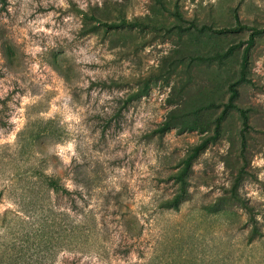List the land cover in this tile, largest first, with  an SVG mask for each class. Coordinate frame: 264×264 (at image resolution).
Here are the masks:
<instances>
[{"label": "rangeland", "instance_id": "rangeland-1", "mask_svg": "<svg viewBox=\"0 0 264 264\" xmlns=\"http://www.w3.org/2000/svg\"><path fill=\"white\" fill-rule=\"evenodd\" d=\"M108 3L143 24L84 33L75 9ZM237 18L264 27V0H0V264H264V236L247 242L246 210L218 199L246 164L239 192L264 232V32L234 99L249 126L230 108L192 166L190 196L160 204L177 190L169 174L215 133L223 106L191 112L184 130L155 129L184 101H229L252 31L188 27ZM241 41L222 62L185 52L212 55ZM48 176L70 197L85 195L89 220L80 224Z\"/></svg>", "mask_w": 264, "mask_h": 264}, {"label": "trees", "instance_id": "trees-1", "mask_svg": "<svg viewBox=\"0 0 264 264\" xmlns=\"http://www.w3.org/2000/svg\"><path fill=\"white\" fill-rule=\"evenodd\" d=\"M80 15H82L83 19L86 21V25L84 28V33L92 32L98 30L101 26H105L107 28L117 29L119 27L125 25L131 26H138L143 24V21L139 18L135 19H128L123 13V7L119 3H108L104 6H94L91 7L89 10L76 8L75 9ZM91 20H94L92 23ZM195 27L199 30L208 29L217 34H225V33H237L245 28H251L250 37L247 39V45L243 49V56L241 61V69L240 75L236 79H231L228 83L230 93V99L228 102L225 103H216L214 101L209 103H203L194 109H189L185 101L179 105H176L169 109L167 112L166 118L161 122V124L155 129L156 132L160 134H164L167 131L178 128L179 130H184L185 126L190 122L195 123V119L189 118L191 112L198 113L199 111L210 108V107H219L223 106L220 114L216 118L215 123V133L211 136L206 137L203 141L198 144H194L191 146L190 151L187 155L182 158L181 160V169L178 171L172 172L169 174V179H173L177 183V190L171 196L161 201V206L163 207H177L180 203L187 199L190 196V185L191 181L189 179V174L192 170V166L195 160L200 156V154L204 151L207 147L209 141L217 139L221 135L222 129V121L225 118L228 110L230 108H238L240 113L243 117V123L245 127L249 126L248 123V114L247 110L238 105L234 101L237 97L239 89V83L247 80V71H248V64L250 60V48L254 43L255 35L264 32V27L259 28L256 26H249L247 23L241 21L237 18V22L234 25H221V26H214L209 24H203L201 26L193 23L191 27ZM243 42H239L238 45L231 46L227 51L220 52L217 51L214 54H205L198 52L196 50H185V52L191 57V59L195 58L200 61H210V60H218L222 62L233 50L234 47L242 46ZM139 94L137 92L131 93L126 101L129 102L134 98H137ZM175 102V101H173ZM242 148H241V156L244 158L246 153V143L245 138L242 139ZM247 172L246 164L238 165L236 168V173L234 176V180L232 185L229 188H225L227 193L224 196H219V201L227 200L231 201L235 204H238L240 207L244 208L248 213L247 223L250 226L248 235H247V242L253 243L255 240L260 239L264 236V232L260 225L259 219L256 216L254 206L243 197L239 192V185L242 179H244L245 174ZM47 184L48 186L57 194H64L67 197H70L72 191L68 189L57 176H48L47 177ZM79 194V198L70 197L75 204L77 210L82 214L81 223L85 222V220H89L88 214H85L86 208L88 206V201L85 195L81 191H77ZM2 199V192H0V201Z\"/></svg>", "mask_w": 264, "mask_h": 264}]
</instances>
